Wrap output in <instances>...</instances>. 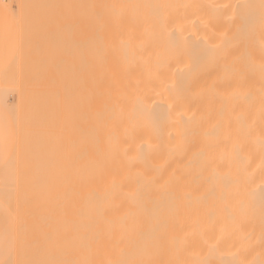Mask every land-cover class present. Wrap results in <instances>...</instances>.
Segmentation results:
<instances>
[{
    "label": "bare ground",
    "instance_id": "bare-ground-1",
    "mask_svg": "<svg viewBox=\"0 0 264 264\" xmlns=\"http://www.w3.org/2000/svg\"><path fill=\"white\" fill-rule=\"evenodd\" d=\"M0 4L44 18L47 48L61 39L71 56L55 59L71 61L68 77L57 73L64 83L45 87L67 114L41 112L24 93L20 113L12 106L26 137L0 201L14 210L39 198L51 213L4 264H264L261 0ZM54 20L75 30L71 41Z\"/></svg>",
    "mask_w": 264,
    "mask_h": 264
},
{
    "label": "rangeland",
    "instance_id": "rangeland-1",
    "mask_svg": "<svg viewBox=\"0 0 264 264\" xmlns=\"http://www.w3.org/2000/svg\"><path fill=\"white\" fill-rule=\"evenodd\" d=\"M66 18L67 19L70 18L68 20L69 25H70L71 17L66 16ZM43 19L44 18H39V19L36 18L35 12L32 10H25V11L17 10V8H16V6H14V4H12V6H10V7L0 8V94H2V95H0V99H1L0 100V178H3L4 170H8L7 168L5 169V166H7V165H9L8 168L12 167V168H15V169H13L14 171L16 170V172L12 176H15V174H16V176H15V178H16L20 174V172H19L20 167L18 166L19 162H18L17 158H15V161L14 160L11 161V158L13 157V152H15L14 156L18 155L19 152L17 150V143L19 142V140L21 138L26 137V135L23 136V134H24V133H22L23 129L19 130L17 127V123H18V120L20 118V116H19L20 114L18 116H16L15 114H17L18 112L15 111V108L13 109L12 106H15L16 109L17 108L19 109L18 102L20 101L19 99L23 97V93H24V95H26L27 99H29L30 106H32L33 103H35L34 107L37 108L38 110H40L41 112H42V109L45 110L46 112H48V110H49L50 114L54 113L57 116V115H59L58 113H62L64 111V108H65V110L67 109L66 111H69V109L66 108L67 106L65 105L67 102H65V104L62 103L63 104L62 106L59 105L61 103L57 102V98L59 97V96L57 97V95H59V92L57 94V92H50V90L48 89L49 88L48 85H49V83H51L52 78H54V80L55 79L58 80L57 83L58 82L60 83L62 81V78H61L62 72L60 73L59 70L66 72L67 70H69L68 67L71 66V65H68V64H71V63H69L71 61L65 60L64 62H67V63L64 64L63 62L62 63L58 62L60 60H55L57 58L62 57L63 50H66V48H67L66 47L64 49V47L66 45H68V44H65L64 42H63L64 45L62 43H60L61 39H59V38H62L60 35L61 34L60 29H61V32H63L62 36H64L65 34L68 36V33H66L65 30L69 31V29H67V28H69V25H68V27H63L64 31H62V27L60 28V26H58V25H61L63 22H67L65 17H64L65 21H63V18H62L63 22L61 24H59L61 21V19H60L58 22V25L53 24L56 22V20L52 21L51 24H53L52 25L53 27L58 26L60 28V29L59 28L55 29L56 31L59 30L58 33H56V32L55 33L56 34L60 33L59 34L60 36L56 35V34H55V36H56L57 40L59 39L60 42L59 41L57 42V46L55 43L54 44L55 46L53 45L51 47L53 49H51V48H47L50 46L47 43L48 42V37H47L48 35H47V31H45V30H47V26H46V23ZM64 24H66V23H64ZM64 24H62V25H64ZM66 26H67V24H66ZM37 28H39L40 31H38ZM72 30H74V29H72ZM72 30L70 31V33L72 36L74 33V36H75V32H74L75 30L74 31H72ZM27 32L31 35L30 38L29 37L27 38L26 36H24V34H28ZM71 35L66 37L67 39H64L65 38V36H64L63 39L65 41H67V40L71 41L72 40ZM46 37H47V39H46ZM60 44H61V46H60ZM40 49L43 51L41 52ZM50 49H51V51L54 49H55L54 51H56V49H57V51H56L57 54L54 53V51L51 52ZM69 49L71 52L72 47H70ZM67 50H66V55H67V57H69L71 59V56L68 55ZM59 52L61 54H59ZM42 55H44V56H42ZM57 56H59V57H57ZM39 58H41V59H39ZM45 58L47 61L45 60ZM43 60H44L45 64L40 63ZM53 60L55 61V63ZM46 64H48L50 67L47 66ZM53 64H56V66L59 64V66L62 68L58 69L59 67L56 68ZM30 65H33V69H32L33 75L30 74V76H29L30 71L28 72V69H30V67H29ZM44 65H46L45 66L46 68H43ZM36 66H38V69ZM63 66H64V68L66 66V68L64 69ZM48 67L49 68L52 67L51 68L52 70L49 69ZM55 68L57 71L55 70ZM43 69L46 70V71H44V74H46L47 76L49 74H51L50 77L46 76L47 78L45 79L44 74H41V73H43ZM53 69H54V71H53ZM49 70H51V73L49 72ZM38 71H39V73H38ZM57 73L60 75V77ZM40 74L43 75L42 77L44 79H42ZM64 75L68 77V75H69L68 71L66 73H64L63 76ZM15 77L18 79H16ZM57 77L61 78V81H59L60 79L59 78L57 79ZM13 78L15 81L13 80ZM28 78H29V80L31 79V81H30L31 85L30 86L27 85L28 82H26V81H29ZM40 78H41V80H40ZM19 82H21V83H19ZM41 82H43L44 85L47 82V85L43 86V85H41ZM62 83H64V81L61 82V84ZM24 85H26V86H24ZM39 86H41V87L43 86V89ZM58 86H60V85H58ZM45 87H48V88H45ZM21 90L22 91L24 90V92H21ZM36 90H40V92L37 93ZM62 94L60 95V97L63 96ZM44 96H45V99H44ZM50 97H51V99L49 100ZM65 99L68 100V102L70 100L69 97H68V99L67 98H65ZM59 102H61V101H59ZM69 103H71V102H69ZM57 104H58V107H57ZM59 106L61 107V109L63 111L60 112ZM71 106L72 105L68 104V107L70 108V114H71V110H72ZM30 108H33V107H28V109H30ZM57 109H58V112H57ZM66 111H64L61 115H63V114L65 115V113L67 114L68 112H66ZM30 112L32 113V115L34 114L33 110H31ZM19 113H20V111H19ZM70 114H68V115H70ZM63 117H65V116H63ZM28 156L26 158L27 161L29 160ZM16 157H18V156H16ZM9 159H10V161L8 162ZM12 159H14V158H12ZM9 170H11V169H9ZM7 178H8V180H4V181L2 180L3 183L5 182L3 185H6V183H7L9 186L8 188H10V184L13 181L10 182L9 180L11 178L10 179H9V177H7ZM13 179H11V180H13ZM25 184L26 183H24V181H23V183H21V185H25ZM0 185H1V183H0ZM3 185H1L3 188H7V186L4 187ZM38 196L40 197L41 194ZM38 196H36L35 198L37 199ZM26 197L27 198H25V200L18 207L13 206L14 210L11 207L13 205V202L10 203L11 202L10 201L9 202L11 204L10 205L7 200H6L7 202L5 200L0 201V250H8V249L12 248L10 250L9 254L12 252V250H15L17 247H19L18 248L19 250H28V248H30L32 246L29 244V242H31V244L36 242L35 240L37 239L38 233H40L41 229L46 225L47 221L49 220L46 215H49L51 213L50 207H49L50 205L48 204L49 205L48 206L46 203V206H48L49 208L48 207L45 208L46 206L45 207L43 206V208H44L43 209L40 204L43 203V205H44L45 201L42 199H39V198L36 202L33 201L34 200V198H33L32 202H30L31 203V205H30L29 201H31V200L29 199V196H26ZM8 204L10 206H8ZM23 205L26 208V209L23 208V211H22V213L25 212V216H24V219L22 221H20V223H19V220L17 218H18V215H20L19 212L21 211V209H22L21 207ZM24 210H26V211H24ZM13 211H16V212H13ZM47 211H48V213H47ZM60 213L61 212H59V214ZM57 214L54 218H57ZM34 217H35V220L33 219ZM58 218L61 220L62 216L61 217L59 216ZM27 219H29V220H27ZM30 220H32L33 222L32 221L30 222ZM40 221H41V223H39ZM60 225H61V223H60ZM18 228H20V229H18ZM21 240L23 243L21 242ZM27 240H29V241L27 242ZM11 245H12V247H11ZM21 254L22 253L19 252V254L17 255V259L21 256Z\"/></svg>",
    "mask_w": 264,
    "mask_h": 264
},
{
    "label": "crops",
    "instance_id": "crops-1",
    "mask_svg": "<svg viewBox=\"0 0 264 264\" xmlns=\"http://www.w3.org/2000/svg\"><path fill=\"white\" fill-rule=\"evenodd\" d=\"M4 7L2 4H0V8ZM12 247V245H11ZM12 249V248H11ZM0 250V264H4L6 262V260L10 257V255L12 254V252L9 254L10 250Z\"/></svg>",
    "mask_w": 264,
    "mask_h": 264
},
{
    "label": "snow or ice",
    "instance_id": "snow-or-ice-1",
    "mask_svg": "<svg viewBox=\"0 0 264 264\" xmlns=\"http://www.w3.org/2000/svg\"><path fill=\"white\" fill-rule=\"evenodd\" d=\"M262 8H264V0H261Z\"/></svg>",
    "mask_w": 264,
    "mask_h": 264
}]
</instances>
